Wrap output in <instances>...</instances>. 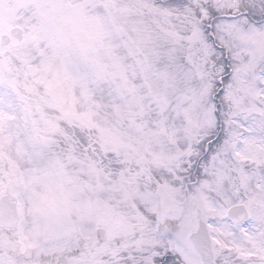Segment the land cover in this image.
Returning a JSON list of instances; mask_svg holds the SVG:
<instances>
[{
  "label": "snow or ice",
  "instance_id": "snow-or-ice-1",
  "mask_svg": "<svg viewBox=\"0 0 264 264\" xmlns=\"http://www.w3.org/2000/svg\"><path fill=\"white\" fill-rule=\"evenodd\" d=\"M0 264H264V0H0Z\"/></svg>",
  "mask_w": 264,
  "mask_h": 264
}]
</instances>
